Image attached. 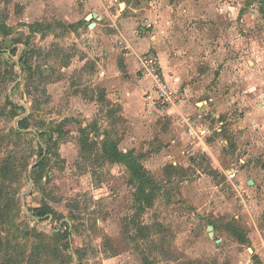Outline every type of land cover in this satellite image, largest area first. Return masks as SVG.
<instances>
[{"label": "rangeland", "instance_id": "rangeland-1", "mask_svg": "<svg viewBox=\"0 0 264 264\" xmlns=\"http://www.w3.org/2000/svg\"><path fill=\"white\" fill-rule=\"evenodd\" d=\"M0 44V264H264V0H0ZM149 52L177 104L149 98ZM182 101L208 154L164 113ZM65 119L99 147L72 128L51 154ZM105 139L149 172L146 207Z\"/></svg>", "mask_w": 264, "mask_h": 264}, {"label": "trees", "instance_id": "trees-1", "mask_svg": "<svg viewBox=\"0 0 264 264\" xmlns=\"http://www.w3.org/2000/svg\"><path fill=\"white\" fill-rule=\"evenodd\" d=\"M3 47L0 44V55H2ZM1 60V58H0ZM23 62V60H21ZM22 64V63H21ZM0 79L1 74H0ZM30 80V76L28 74L26 81ZM30 85L26 86V91L28 96L31 95V90H29ZM12 108L18 109V105L12 102H8ZM25 120H22L19 123L20 130H25L27 127L25 125ZM72 128H77L82 136V146L86 151H93L94 147H99L98 142L95 139H92L88 133V131L92 130L91 125L88 124L84 126V124L75 119H65L59 124L55 126L50 134V137L47 140L48 149L51 154H53L56 150V147L63 137L69 135ZM98 130V129H97ZM96 132L98 133L100 130ZM42 137V134L40 135ZM95 147V148H96ZM55 148V149H54ZM101 153L106 160H108L111 164L124 165L127 170L131 173L130 176V184L135 187L136 198L137 201L140 202V205L145 206L149 205L150 201H152L153 197V182L152 177L149 172L144 168V166L140 163L139 159L135 157V153L133 151L124 153L121 151L114 142L105 139L103 144L101 145ZM44 164L42 162L40 165ZM1 200V199H0ZM8 206H5L0 201V224H5L8 220ZM46 215L45 211L39 212L38 217H44ZM8 216V217H7ZM2 239L0 238V247L2 246Z\"/></svg>", "mask_w": 264, "mask_h": 264}, {"label": "built area", "instance_id": "built-area-1", "mask_svg": "<svg viewBox=\"0 0 264 264\" xmlns=\"http://www.w3.org/2000/svg\"><path fill=\"white\" fill-rule=\"evenodd\" d=\"M141 64V73L144 76H147L152 83V92L149 94L150 99H154L156 102L159 103L160 106H170L175 105L179 102L180 98L178 94L171 88L169 83L166 80L164 75L160 60L151 52L147 53L143 58L140 60ZM187 132L192 137V141L190 144V149L192 152H196L197 150L201 149L203 153L208 154L209 145L204 141L206 132L194 130L193 123L190 120H185ZM235 171L231 170L229 175H234Z\"/></svg>", "mask_w": 264, "mask_h": 264}, {"label": "crops", "instance_id": "crops-1", "mask_svg": "<svg viewBox=\"0 0 264 264\" xmlns=\"http://www.w3.org/2000/svg\"><path fill=\"white\" fill-rule=\"evenodd\" d=\"M62 5H65L66 6V3L64 2V4H62ZM60 6V7H58V9H59V11H61V10H63L64 8H65V6ZM33 6V5H32ZM96 14V13H95ZM101 17V19H102V16H101V14H98V17ZM123 58V60H126V62L127 63H129V64H131V63H133V58H132V55L131 54H124L123 56H122ZM141 71V70H140ZM164 72V71H163ZM181 73H182V71L179 69V67H176V68H172V70H171V75H170V79H171V81H176L177 83H179V84H181L182 85V87L184 86V82H183V77L181 76ZM164 75H165V72H164ZM145 77H147V76H145ZM144 77V78H145ZM165 77H166V75H165ZM148 78V77H147ZM166 80H167V78H166ZM168 81V80H167ZM172 83V82H171ZM173 84V83H172ZM175 87V86H174ZM190 85H187V86H184V91L187 93V94H189L190 93ZM151 90H152V83H151ZM151 92V91H150ZM191 110V111H190ZM190 110H187V108H186V102L184 101H182L181 102V104H179L178 106H174V107H170L169 109H167L166 111H164V113H168V115H171V116H173L174 118H177L178 120H177V123L178 124H180L181 122V124H180V126L182 127V128H185L186 127V125L187 124H185V125H182V124H184L185 123V120H188V119H190L191 120V118H189V117H192V108L190 109ZM202 112V114H205L206 115V112H207V109L206 110H202L201 111ZM216 113V112H215ZM185 116H184V115ZM187 115H189V116H187ZM179 121V122H178ZM181 121V122H180ZM192 121V120H191ZM185 126V127H184ZM186 133H188V132H186ZM187 137V138H186ZM186 137H184V138H182L181 140L182 141H186V146H184V147H189L190 148V144H191V141H192V137L190 136V134L188 133V134H186ZM119 147V146H118ZM120 149V148H119ZM122 151V150H121ZM131 152V151H130ZM190 152H191V155H193L194 154V152H192L191 151V149H190ZM124 153H128V152H124ZM203 155V154H202ZM207 156V155H206Z\"/></svg>", "mask_w": 264, "mask_h": 264}, {"label": "water", "instance_id": "water-1", "mask_svg": "<svg viewBox=\"0 0 264 264\" xmlns=\"http://www.w3.org/2000/svg\"><path fill=\"white\" fill-rule=\"evenodd\" d=\"M93 18H98V14H93V15H90L89 17H87V20H91V19H93ZM20 131H24V130H20ZM47 153H45V155H46ZM45 155L43 156V158L45 157ZM33 169V168H32ZM32 182H33V180H32V178H30V184H32ZM23 206L26 208V201H25V199L23 198ZM212 229V227H209V230H211ZM211 235H212V233H210Z\"/></svg>", "mask_w": 264, "mask_h": 264}]
</instances>
